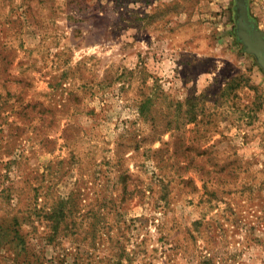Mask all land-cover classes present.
Masks as SVG:
<instances>
[{
	"label": "rangeland",
	"instance_id": "rangeland-1",
	"mask_svg": "<svg viewBox=\"0 0 264 264\" xmlns=\"http://www.w3.org/2000/svg\"><path fill=\"white\" fill-rule=\"evenodd\" d=\"M237 24V0H0L2 261L264 264V69Z\"/></svg>",
	"mask_w": 264,
	"mask_h": 264
},
{
	"label": "trees",
	"instance_id": "trees-1",
	"mask_svg": "<svg viewBox=\"0 0 264 264\" xmlns=\"http://www.w3.org/2000/svg\"><path fill=\"white\" fill-rule=\"evenodd\" d=\"M5 60V61H4ZM3 61V62H2ZM8 57L5 56V57H2V60L0 62V67H2L3 65H7L8 64ZM5 62V63H4ZM1 78V77H0ZM7 79H3V83H2V87L3 88H6L8 86H6L5 84V81ZM10 88V87H9ZM10 96V93L9 91L7 90L6 92V95H2L0 94V114L6 109V108H9L7 110H11V111H15V105H13L12 103H10V105H8L9 103V100H8V97ZM43 104V103H42ZM41 103L37 102V103H32L31 102H28L26 104L25 107H29V111L28 114H34L32 116H29L28 120L30 123L34 122L35 119H39V121L43 122L45 121L44 118H41L40 115L43 113V115L45 114L44 112H47V113H52L51 110H40V106H42ZM37 107H39V109H37ZM53 118V117H52ZM21 120V124L24 123V121L22 119ZM0 122H3V121H0ZM54 120L53 119H49L48 123L45 124V125H42V127H44L43 130L45 129H50L51 126H53L54 124ZM4 123V122H3ZM1 124V123H0ZM6 124V123H4ZM11 125H15L16 128H20V124L17 122V121H14L13 124ZM47 137V136H46ZM45 138V137H44ZM48 140V138H47ZM12 187H9L8 189L10 190ZM7 190H5L6 192ZM67 213L65 212V209H64V202L62 199H59L57 201L54 202V204L49 208V210L47 212H45L43 215H42V218H44L49 224L46 226L49 231L47 232V235H46V238L49 237L48 240H52V237H55L56 234H58V229L60 228V225H61V221L65 219V217L67 216L66 215ZM14 221H15V224H18L16 223L17 222V219L16 217L13 218ZM24 236L20 235V233H18L16 231L15 233V239L19 242V240H22ZM21 249L22 250H26L25 248H23V246H21ZM0 264H7L5 263L4 261L1 260L0 258Z\"/></svg>",
	"mask_w": 264,
	"mask_h": 264
},
{
	"label": "water",
	"instance_id": "water-1",
	"mask_svg": "<svg viewBox=\"0 0 264 264\" xmlns=\"http://www.w3.org/2000/svg\"><path fill=\"white\" fill-rule=\"evenodd\" d=\"M238 24L237 36L244 48L253 54L264 69V34L258 30L255 22L250 19L247 0H237Z\"/></svg>",
	"mask_w": 264,
	"mask_h": 264
}]
</instances>
